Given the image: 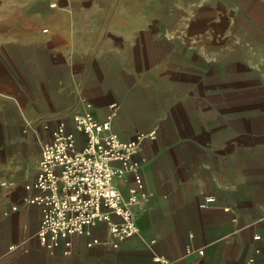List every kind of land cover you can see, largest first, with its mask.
I'll list each match as a JSON object with an SVG mask.
<instances>
[{"label":"crops","instance_id":"obj_1","mask_svg":"<svg viewBox=\"0 0 264 264\" xmlns=\"http://www.w3.org/2000/svg\"><path fill=\"white\" fill-rule=\"evenodd\" d=\"M236 3L145 0L144 15L92 25L100 0L17 2L6 28L19 37L0 47L28 65L0 98L17 116L0 141V264H264V0ZM84 112L136 141L138 230L122 239L99 221L52 251L37 236L43 192L26 185L52 131ZM113 183L123 198L135 186L132 172Z\"/></svg>","mask_w":264,"mask_h":264},{"label":"built area","instance_id":"obj_2","mask_svg":"<svg viewBox=\"0 0 264 264\" xmlns=\"http://www.w3.org/2000/svg\"><path fill=\"white\" fill-rule=\"evenodd\" d=\"M136 149V141H122L108 121L91 112L77 113L72 128L60 125L52 131L51 141L43 145L37 175L26 185L43 192L36 196L44 203L37 236L49 250L63 238L88 232L99 221L110 223L112 232L122 239L137 232L132 207L146 194L140 165L133 158ZM126 172H132L135 186L123 198L113 181L116 174Z\"/></svg>","mask_w":264,"mask_h":264},{"label":"rangeland","instance_id":"obj_3","mask_svg":"<svg viewBox=\"0 0 264 264\" xmlns=\"http://www.w3.org/2000/svg\"><path fill=\"white\" fill-rule=\"evenodd\" d=\"M27 0H0V45L2 44V41H4L5 37L7 36H14L15 38L19 37V30L13 31L8 30L7 22H13L14 26H18L20 23L19 17L20 12L17 10H14V6L17 4V2H22ZM113 1L115 0H100V9L101 13H93L89 16V23L92 25H109V24H118L121 20L124 19L125 13L129 12H137L139 14H146L150 8L145 6V0H117L121 1V6L123 5L122 11L117 9V7H113ZM170 2H185V4H191L193 2H196L197 0H169ZM225 2V0H222ZM237 2L236 4H239L241 8H244V5L242 4L243 0H234ZM117 5V6H118ZM218 9H222V4H217ZM124 9V10H123ZM62 18V16H61ZM66 17L63 15V22L65 21ZM11 22V23H12ZM65 23V22H64ZM23 25V24H22ZM27 29H30L29 26H32L31 21L26 20ZM91 25V26H92ZM12 28V27H11ZM18 28V27H17ZM25 28V29H26ZM34 28V27H31ZM37 30L39 33L46 34L48 31H45V28H51L50 24L47 20V14H42V18L40 20V23L36 25ZM17 57L15 61H11L9 54L5 51L4 48L0 47V98L4 97L9 93L11 88V85L8 84V78H9V70L14 72V75L16 76L17 80L23 79L24 74L21 71V68L23 65H28V60L23 56V58L20 56V52L16 53ZM38 71L36 69H32L30 72L32 75L36 74ZM4 102H2V99H0V108L5 109ZM17 123V116L9 115L4 110L0 114V141H8L11 139V134H9V127L13 124ZM52 138V137H51ZM51 140L47 141L46 143L50 142ZM42 150V149H41ZM5 151V150H4ZM6 157V153H4Z\"/></svg>","mask_w":264,"mask_h":264}]
</instances>
